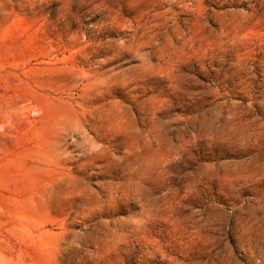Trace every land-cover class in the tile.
I'll use <instances>...</instances> for the list:
<instances>
[{"label": "rangeland", "instance_id": "1", "mask_svg": "<svg viewBox=\"0 0 264 264\" xmlns=\"http://www.w3.org/2000/svg\"><path fill=\"white\" fill-rule=\"evenodd\" d=\"M0 264H264V0H0Z\"/></svg>", "mask_w": 264, "mask_h": 264}]
</instances>
